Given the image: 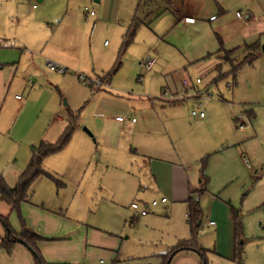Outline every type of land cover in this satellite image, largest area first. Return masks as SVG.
Masks as SVG:
<instances>
[{
  "label": "rangeland",
  "instance_id": "374dc122",
  "mask_svg": "<svg viewBox=\"0 0 264 264\" xmlns=\"http://www.w3.org/2000/svg\"><path fill=\"white\" fill-rule=\"evenodd\" d=\"M88 3L71 0L72 14L77 16L78 5L82 13L85 7L97 12L98 3ZM127 4V0H112L110 22H96L94 26L96 16L84 17L89 21L84 26L74 19L76 32V28L70 31L65 22L56 24L54 30L49 26L52 36L46 41L47 48H80L87 69L56 62L68 68L65 76L59 75L63 74L59 69L46 67L49 87L33 95L21 114L20 104L10 105L17 116L13 134L18 139L22 135L17 131L22 127L47 128L48 139L57 137L52 133L59 126L63 132L68 123L52 119L48 111L62 107L68 119L71 113L77 116L68 144L44 159L45 170L55 179L42 175L31 187L32 202L27 206L33 226L28 225L47 238L41 244L44 258L55 264H158L160 251L180 239H191L198 247L210 250L205 253L209 264H264V52L253 64L243 65L236 75L227 62L217 69L223 62L219 54L209 56L221 47L238 48L235 55L240 60L246 44L257 40L264 43V0H173L171 4L159 0L152 22L140 26L134 41L123 50L122 26L114 15L122 13ZM4 6L0 0V33L9 32L16 22ZM181 11L193 15L196 22L187 23L180 17ZM28 15L27 8L23 19L27 20ZM148 57L154 59L149 70L142 65ZM80 75L100 81L89 84ZM30 78L35 82L30 88L42 85L37 77ZM197 78L201 79L198 89L183 86L184 79ZM199 90L203 95H212V99H199ZM165 91L167 97L178 95L182 101L175 104L168 98L160 99ZM20 93L27 97V93ZM164 107L167 109L163 111ZM127 109L142 112L153 125L157 118L168 121L175 111L176 118L193 134V147L182 140L176 141V147L194 162L197 175L201 158L211 154L206 169L210 183L200 196L203 216L196 237L190 230L187 238L176 239L170 231L169 227L182 219L181 205H176L173 212L157 207L158 212H164L156 229L142 226V216L132 222L135 212L131 203L147 200L139 189L140 157L133 152L120 154L112 147L120 140L116 116L125 115ZM193 109L207 115V124L192 114ZM105 120L107 125H103ZM225 139L237 145L226 150ZM23 141L21 146L18 140L16 145L3 141L7 146L0 153V173L11 185L28 163ZM206 144L212 150L198 156ZM14 153H19L17 160L11 156ZM235 211L242 224L241 261L235 252ZM10 220L20 229L16 212ZM211 220L215 226L210 225ZM25 248L31 264H36L33 253ZM0 253V264L23 263L17 251L0 249Z\"/></svg>",
  "mask_w": 264,
  "mask_h": 264
},
{
  "label": "crops",
  "instance_id": "0c3cea01",
  "mask_svg": "<svg viewBox=\"0 0 264 264\" xmlns=\"http://www.w3.org/2000/svg\"><path fill=\"white\" fill-rule=\"evenodd\" d=\"M2 1L5 2L4 7L6 11H9L8 13L15 17L16 22L15 24L12 22L14 24V28L13 26L10 27L9 32L7 31L0 33V153L4 151L3 146H7L4 144V140L6 143L10 141L12 145H16L15 143H17L18 140L20 142V146L24 140L23 142L25 143L24 146L26 149L25 158L27 156V162L29 163L32 153V146L38 144L42 140L51 142L57 140L62 133L59 131L62 129V127L59 126L58 129H60H56L52 133V136L57 137H51V139L46 137L48 132L47 128L42 129L39 127L31 129L22 127L24 128L23 130L17 131L19 135H22L20 139H18L17 136L13 134V131H15L16 127L15 120L17 116L12 113L10 105L13 103L18 105L20 104L19 108L21 114L27 108L28 104L30 103V98L33 95L40 94L39 92H42L45 87H49L50 81L48 80L50 79V76L44 75L46 73V67L49 66V61L54 63H63L75 69H87L85 61L83 62V56L80 54V48L63 45H54L47 48L46 41L52 36V34H49L48 32L49 26L52 30H54L55 26H57L56 24L65 22V25L68 26L70 31L76 28V32L78 28V26H76L77 22L80 25H89V21L84 20V17L87 19L88 17L96 16L94 26L96 25V22L100 24L102 22L104 23L105 21L110 22L111 18L113 17V14L110 10L112 0H100V2H96L98 3V6L97 12H95L94 15L90 14V11L92 10L88 9V7H85L82 13L81 6L78 5L77 9H80V11H78V14L76 13L77 16L72 14L74 9L71 6V0H68L67 3L66 1L62 2L61 0ZM92 1L93 0H87L90 6H92ZM140 2L141 0H127L128 4L126 9H124L122 13H118L117 11V13L114 15L116 18V23L122 26V30H120V32L123 34L122 37H124L132 23L134 16L137 14ZM30 4H32V6ZM154 7L151 8V14L144 19V22L140 26L146 24L148 21H151L150 19L154 16ZM27 8L30 9L32 20H29V17H31L30 15L26 17L27 20L23 19L24 14L27 12ZM180 17L185 18L187 23L196 22V18L193 15H186L182 11L180 12ZM74 19H77V22H75ZM220 58L222 59L221 55ZM67 70L68 68H66V71H62L63 74L61 72L58 73L61 77H63L66 75ZM31 76L37 77L36 81L39 80L42 85L30 88L29 85L35 83L30 78ZM21 91L24 92V94L27 93V97L24 98L20 93ZM60 92L62 91L60 90ZM14 93L15 96L12 97V94ZM165 98H168L172 103H175L173 101L176 99H171L169 95L168 97L166 95L161 96L160 99ZM222 98L225 99L224 97ZM180 101L181 100L176 103H180ZM166 109L167 108L165 107L162 108L163 111ZM131 110L132 109H127L125 110V115L116 116V120L119 124L118 139L120 140L116 141L112 147H114V149L120 154H129L130 152H133L140 157V159L138 158L137 160L140 162L139 189L143 191L140 194L144 195V197L147 195V200H139V205L140 207L149 205V213L142 215V217L145 218L141 222V225L149 229H156L159 226L157 223L158 219L162 217L160 214L164 212H158L157 207L161 205L164 208L163 210L166 211L169 209L171 212H173V209L176 205H181L179 207L180 210H182V219L179 222L176 221L174 225L170 226L169 228L171 232H174L173 236L176 239L187 238L188 233L191 230L188 222L189 206L187 200L191 190L200 187L201 174L199 173L197 175L195 173L194 162L188 156L182 154L178 147H176V141H185L188 147H190V145L193 147L191 138V135L193 136L192 130H188V127L186 125L184 126L179 118H176L177 116L175 111L170 113L171 115L168 117V121H161L159 118H157V124L153 125L149 119L143 115L142 112L139 111L136 113V111L132 112ZM48 114L52 119L55 118L60 123H63L64 121L68 123V118L63 112L62 107H59L58 111H48ZM119 116H125L127 120H118ZM206 116V114L203 117L199 116L200 119H202L201 122L204 124H207L208 122ZM133 119H135V121H133ZM122 122L125 124H121ZM107 124V120H105L103 125ZM65 125L67 126L66 123ZM105 135H107L106 132L104 133V136ZM200 139L201 137H196V140ZM166 143L168 147H166ZM223 144L226 145L224 147L228 146L227 148L223 147L226 150L237 145V143L232 139H225ZM207 145L208 144L201 146L203 147L200 149L202 152H198V156H202V154L205 152L207 154L210 150H212L208 149ZM218 150H215V152L217 153ZM11 156H14V160H17L19 153H17V155L14 153V155ZM2 160L3 158L0 154V162H2ZM3 170L4 173L7 172L6 169ZM5 177L7 178V176ZM165 196L168 198V200L166 202H162L161 198ZM153 200H159V203L156 206H152L151 202ZM170 201H172L173 204H168ZM31 202L32 200L30 202L23 203L22 212L23 215L25 213L24 217L26 216L25 219L27 224L32 227L33 225L30 222L28 213L30 209L27 206L30 205ZM133 210L135 213L133 214L134 217L132 218V222H135V219L140 218L141 215L138 214L137 210ZM13 212L15 211L12 210L8 203L0 201V214L7 216L12 226L13 224L10 220V216ZM210 225L215 226V222L211 220ZM13 227L14 229L17 228L15 225ZM20 229L16 230L19 231ZM4 235L5 227L0 221V241ZM43 241L39 243L40 249L42 247L41 244ZM21 245L24 244H20L19 242V244L15 246V251L13 250V253L16 251L19 253L23 260L22 264H31V256L27 248H25L26 246ZM171 247H168L166 251H160V258L162 259L160 262H158V264L163 263L162 254L167 253ZM207 251L210 250L207 249ZM14 264L19 263L14 262ZM170 264H202V260L201 256L196 250H183L174 255Z\"/></svg>",
  "mask_w": 264,
  "mask_h": 264
},
{
  "label": "trees",
  "instance_id": "16d2710c",
  "mask_svg": "<svg viewBox=\"0 0 264 264\" xmlns=\"http://www.w3.org/2000/svg\"><path fill=\"white\" fill-rule=\"evenodd\" d=\"M164 1L168 3L173 2V0ZM158 2L159 0H141L138 6L137 14L134 16L131 25L129 26L127 32L123 37V50H126V48L134 41L138 28L144 22V19L151 14V8L158 4ZM237 50L238 48L227 50L221 47L215 53H210L209 56L212 54H220L223 62L217 66V69H221L223 63L227 62L231 65L230 71L236 75L237 71L243 65L253 64V62L259 58L262 53V43L260 40H257L251 44H246L243 48L244 56L240 60L236 59L237 56L235 55V52ZM120 64L121 61L117 63L114 71L119 68ZM173 102L176 103L179 102V100H174ZM76 123L77 116L71 113L65 130L61 133L57 140L52 142L42 140L38 144L33 145L30 161L24 171L20 173L17 182L14 185H11L7 181L5 175L3 173H0V201H4L11 206L12 210L17 213L21 225V229L19 231L14 229L9 221V218L0 214V221L4 224L5 227V235L1 238L0 249H4L8 253H12L15 249V246L19 243L18 238H21L25 243L24 245L27 246L33 253L36 264H55L48 262L44 258L39 247V243L43 240H46L47 238L27 224V221L22 212V205L25 202L31 201L33 195L31 187L36 179H38L42 175H47L55 179V176L52 173L45 170L43 166L44 159L50 154L61 151L68 144L76 127ZM210 156L211 154H207L201 159L200 187L191 190V193L187 200L189 206L188 222L193 237H196V235L198 234V229L200 228V220L203 216V208L200 203V196L208 189V185L210 183V177L206 174ZM235 219L237 237L235 252L238 261H241L243 252V240L240 239L242 235V224L239 219L238 211H235ZM183 250H196L201 256L202 264H209L205 256L207 249L203 247H197L196 243H194L191 239L179 240L167 251V253L162 254V264H170L174 255Z\"/></svg>",
  "mask_w": 264,
  "mask_h": 264
},
{
  "label": "built area",
  "instance_id": "2783aa9c",
  "mask_svg": "<svg viewBox=\"0 0 264 264\" xmlns=\"http://www.w3.org/2000/svg\"><path fill=\"white\" fill-rule=\"evenodd\" d=\"M90 14L91 15H94L95 14V11L92 10L90 11ZM49 67L51 69H59L60 71H66V68H63L61 66H58L56 63L54 62H51L49 61ZM154 64V59L148 57L147 59H145L142 63L143 66H145L148 70L152 68ZM80 78L83 79L85 82H88L89 84H94V83H99L100 80H96V81H93V80H88L86 78H83L81 75H80ZM201 83V79L200 78H197L196 80H193V79H184L183 80V86L186 88V89H198L197 87L199 86V84ZM199 92L201 93V91L199 90ZM164 95H167V92L165 91V94ZM199 99H202V100H209V99H212V95H203L201 93L200 96H197ZM171 99H176V100H181L183 99V97L181 96H174V95H171L170 96ZM201 104V103H200ZM192 114L193 115H199L201 117L205 116V113L202 111V110H195L193 109L192 111ZM118 120H121V121H125L127 120V118L125 116H119L118 117ZM133 121H135V119H133ZM245 161L248 163V159L245 158ZM168 200V198L165 196L163 198H161V201L162 202H166ZM159 203V200H153L151 202V205L152 206H156L157 204ZM132 208L137 210L138 214L139 215H146L149 213V205H146V206H143V207H140L139 203L138 202H133L132 203Z\"/></svg>",
  "mask_w": 264,
  "mask_h": 264
},
{
  "label": "water",
  "instance_id": "95a60500",
  "mask_svg": "<svg viewBox=\"0 0 264 264\" xmlns=\"http://www.w3.org/2000/svg\"><path fill=\"white\" fill-rule=\"evenodd\" d=\"M95 2H100V0H95ZM262 52H264V43L262 44ZM18 242L25 244L21 238H18Z\"/></svg>",
  "mask_w": 264,
  "mask_h": 264
}]
</instances>
